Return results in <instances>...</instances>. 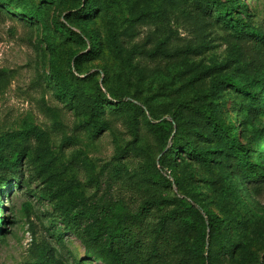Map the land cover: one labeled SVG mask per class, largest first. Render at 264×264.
<instances>
[{
	"label": "rangeland",
	"instance_id": "374dc122",
	"mask_svg": "<svg viewBox=\"0 0 264 264\" xmlns=\"http://www.w3.org/2000/svg\"><path fill=\"white\" fill-rule=\"evenodd\" d=\"M244 1L247 10L236 14L264 32V0ZM56 25L78 35L92 30L98 44L73 41ZM159 42L165 49L155 50ZM187 46L198 51L170 55ZM74 50L90 52L81 71L73 67ZM51 59L67 88L99 99L93 118L52 81ZM259 70L264 50L240 40L217 17L213 0L0 2V158L15 150L23 180L9 176L12 185L2 192L0 264H103L85 255L70 228L75 223L66 218L78 217L79 230L93 232L109 207L134 210L157 193L186 198L220 217L222 235L204 264H264V181L241 185L233 150L198 115L192 124L204 133L198 145L208 161L172 153L176 160L168 166L172 140L163 144L150 127L152 112L167 120L176 112L183 142L186 107L219 103L257 160L254 129L264 127V87L255 89ZM228 74L247 91L232 89ZM213 79L219 96L210 92ZM6 171L0 161V178ZM160 176L172 186L163 187ZM156 220L155 213L147 218Z\"/></svg>",
	"mask_w": 264,
	"mask_h": 264
},
{
	"label": "trees",
	"instance_id": "16d2710c",
	"mask_svg": "<svg viewBox=\"0 0 264 264\" xmlns=\"http://www.w3.org/2000/svg\"><path fill=\"white\" fill-rule=\"evenodd\" d=\"M13 0H0L2 3H9ZM217 17L221 18L225 24L233 29L237 37L252 47L256 51L264 50V32L254 28L244 17L237 15L238 10H247V4L244 0H213ZM25 14L34 18L38 16L37 11L25 10ZM57 31L62 32L73 41L83 42L86 39H92L93 48L98 44V36L92 30L84 31V35L65 32L62 26L56 25ZM45 42L53 55V46L51 35L46 34ZM163 42H159L155 50L165 49ZM198 51L196 46H187L178 48L170 55L184 54L191 55ZM73 67L77 71L82 70L84 61H86L90 52L78 53L75 50L71 52ZM224 66H216L215 69ZM50 78L60 89L67 93L70 90L71 98L76 107L85 110L90 118H93L98 112L99 99L94 96H85L83 93L67 88L64 77L57 70L54 61L50 60ZM230 87L240 92H246V85L236 79L233 75L226 76ZM199 79V77L197 78ZM200 79H202L200 77ZM264 87V71L257 72L255 89ZM220 83L213 79L210 92L219 96ZM118 105L135 110L136 105L129 100H117ZM85 107V108H84ZM183 113L186 120L184 124L188 125L187 137L182 142L176 133L179 130L180 121L175 112L171 120L163 119L153 112L151 113L153 123H150L151 129L159 136L163 144H168L172 140V148L166 156V164L174 166L175 156L183 152L192 158L208 161L207 150L199 147L198 140L204 137L202 130L192 123V117L198 115V118L204 120L211 126L215 134H219L233 150V156L236 161L235 174L242 178L241 185H255L264 181V127H256L254 134L257 137L258 158L252 160L248 148L241 143L240 135L236 131V126L227 123L223 117V110L219 103L209 105L200 104L199 107H186ZM12 152V156L5 155L0 158L1 166L7 171L4 178H0V206L2 205V192L11 184L9 176L18 184L23 182L22 177L17 175L18 153ZM159 183L163 187H171L172 182L169 178L160 176ZM155 213L157 220L155 223L147 222V218ZM6 218H3L0 224V232L4 230L2 224ZM73 221L70 224L73 233L81 242L85 249V255L88 258L99 260L103 264H204L212 253L214 242L222 235V221L219 216L203 212L195 204L181 198L179 200L168 198L163 193L151 195L143 200L137 209H131L130 206L122 204L121 206L109 207L101 217L99 223L93 230H79L81 220L78 217L66 218V222Z\"/></svg>",
	"mask_w": 264,
	"mask_h": 264
}]
</instances>
